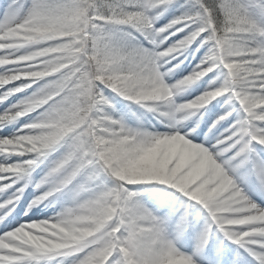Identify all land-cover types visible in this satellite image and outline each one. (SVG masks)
I'll use <instances>...</instances> for the list:
<instances>
[{
  "label": "snow or ice",
  "instance_id": "6c2138e0",
  "mask_svg": "<svg viewBox=\"0 0 264 264\" xmlns=\"http://www.w3.org/2000/svg\"><path fill=\"white\" fill-rule=\"evenodd\" d=\"M173 6L187 10L157 27L159 17ZM157 9L163 11L151 15ZM0 14V68L4 69L0 89H6L0 92V103L33 84L39 85L31 95L0 113V127L38 113L17 134L0 137V155L28 157L0 163V192L18 185L63 148L37 184V188L52 186L37 196L29 209L73 187L75 204L60 213L59 219L48 221L68 235L89 223L102 234L105 224L99 213L86 214L76 208L93 213L97 212L94 205L103 202L104 214L112 222L108 234L96 244L86 245L77 239L67 246L42 228L45 220L20 224L0 235V264H63L64 258L72 256L79 257L76 264H264V200L257 203L237 181V177L254 180L264 195V0H216L215 5L205 0H187L186 4L178 0H0ZM217 16L224 17L223 31L215 24ZM85 24L92 38V54L112 70L107 90L127 99H135L130 88L159 77L157 55L164 54L171 63L196 43L202 47L211 41L216 47L187 79L173 87L195 85L210 73L214 75L215 69H226L225 79L217 84L209 77L208 88L182 103L170 92L160 103L171 108L163 113L171 131L141 132L132 144H122L121 137L135 133L107 111L92 122L97 132L92 146L75 133L69 136L71 129L62 135L37 136L36 130L45 127L39 113L57 100L67 102L63 98L76 83L79 73L73 75L75 65L68 62L79 54L72 42L81 35L77 29ZM109 24L131 26L154 49L138 47L130 36L106 31L104 26ZM225 40L233 41L236 55L225 57L217 52ZM25 48L32 50L18 54ZM232 61L241 62L239 71H231ZM22 80L30 82L7 88ZM160 87L167 85L161 83ZM79 88L82 94L90 95L91 81L81 78ZM54 93L58 95L53 97ZM71 100L75 103V98ZM100 103L107 109L109 98L105 95ZM223 104L231 105L232 111L222 108ZM151 110L156 111V107ZM205 112L208 119L203 128L197 130L198 124L193 127L195 120L183 125L191 117L202 118ZM165 134L183 137L195 146L197 154L189 160L177 155L167 164L175 179L155 181L154 190L172 198L168 211L159 215L140 203L141 193L131 187L138 182L124 179L119 169L134 165L141 151ZM66 137L69 142L63 143ZM24 140L30 142L26 148L37 143L39 147L26 151L20 147ZM114 150L120 152L119 163L110 155ZM105 175L113 178L112 186L104 181ZM26 187H17L12 198L0 203V222L5 221ZM93 189L99 190V197L81 202L80 193ZM8 227L9 223H4V228ZM189 236L193 243L186 251L184 241Z\"/></svg>",
  "mask_w": 264,
  "mask_h": 264
},
{
  "label": "rangeland",
  "instance_id": "374dc122",
  "mask_svg": "<svg viewBox=\"0 0 264 264\" xmlns=\"http://www.w3.org/2000/svg\"><path fill=\"white\" fill-rule=\"evenodd\" d=\"M31 0H29V3ZM185 4L187 1L184 2ZM159 11H163V9H157ZM181 12L187 10L186 8H181ZM166 11H164L165 13ZM2 15V14H0ZM176 14L170 15L165 21L157 20V27L163 26L164 24H167L170 19H172ZM257 19H260V17H257ZM115 25H111V28H114ZM127 27L130 26H122L120 27L118 34L121 35H127L131 37L132 43L134 45H137L139 43V40L141 39V35L139 32H136V35L138 36V39L133 37L132 34L129 32V29ZM111 32L114 31L113 29H110ZM125 30L127 31L125 33ZM135 34V30L132 31ZM175 39V37H173ZM231 41V40H230ZM143 43V42H141ZM199 44V43H198ZM234 47V43L232 44ZM146 49H154V45L150 43L148 47H145ZM213 46L206 47L199 56H197V61L194 63L195 58L191 57L190 52L192 54H195L193 52L192 47L188 49L186 52H188V55H186V52L183 56L179 57L178 60H171V63H167L164 68L161 69V71H168V69H171L172 71L169 73L168 76L165 77V80L167 84H175L181 79L188 76L191 71L196 67L198 63H200L201 59H203L206 55L209 54V52L212 50ZM31 48H25L21 49L18 54H26L27 52L31 51ZM209 50V51H208ZM237 53L232 52L230 55H236ZM196 57V55H194ZM170 59V58H169ZM181 61H183L181 65ZM187 62V63H186ZM179 63V67H175L176 64ZM232 69L231 71H238L241 69L242 65L239 61H232ZM190 66H193L190 70H188ZM10 67H17V66H10ZM4 69L0 68V72H3ZM227 72L226 69L221 71V69H215L214 75L209 74V77H211V80H215L217 84H220L225 79V73ZM209 77H205L203 80L197 82V84L188 86L184 92L179 94L176 97L177 103L185 102L186 100H191L195 96H198L201 94V92L209 87ZM29 83L28 80H22L14 82L13 84H10L7 86V88H12L15 86H21L20 83ZM43 83V81L41 82ZM39 85L33 84L31 88L26 89L25 91L18 94V99L11 102V105L18 102L19 100L23 99L24 97L31 95L32 92H34ZM4 89L0 92H3ZM163 88H156V89H147L146 94L143 97V100L147 103L145 104H135L131 103L130 105L123 101L124 97L121 96L118 93H115L113 90H106L105 95L109 98L110 104L107 107V112L109 115L112 116L114 119L121 120L123 123L128 125L129 127L136 128L137 125L141 126L140 128L146 131H150V128L155 130V132H160V129L168 128L169 127V121L166 117L163 116L164 112L169 111V106L166 104L160 103L161 101H164L167 99V97L164 94ZM7 101V100H6ZM4 101V102H6ZM158 105V106H157ZM235 106L238 108V103L235 104ZM156 107V111H152L151 108ZM211 105H209V108ZM222 108H226L229 111H232V107L229 104H223L221 105ZM123 108V109H122ZM121 109L125 111V113L121 114ZM3 110H0V113H2ZM125 114V115H124ZM36 115L38 113L30 114L29 116H25L20 118L17 121L10 122L6 126L0 127V137H11L13 133H16L21 130L24 125L33 122ZM233 115L236 116L238 113L233 112ZM208 119V114L205 112L203 114V117H191L189 120L184 121L183 125L192 123L193 120H195L196 124L193 125V127H197V124H199V127H197V130L199 128L204 127L205 121ZM16 122V126L18 128L14 127V123ZM14 127L12 131H10V128ZM182 125V126H183ZM47 126H53V125H44ZM143 127V128H142ZM4 129V131H3ZM6 129V131H5ZM136 130V129H135ZM171 130V129H170ZM205 132H207V128L204 129ZM117 132L120 130L117 129ZM135 132V131H134ZM12 133V134H11ZM162 133V132H161ZM136 134V133H135ZM135 134L133 135H125L124 137L128 138L126 142H122V144H132L136 141ZM132 137L133 139H129ZM125 138V139H126ZM203 139V138H202ZM37 146L39 147V144L37 143ZM64 151L63 148H61L59 151L53 153L50 155L46 160H44L42 163H40L34 170H32L31 175L27 177L25 180L20 181L22 182L21 185H14L12 188L8 189L5 192L2 193L5 198H9L10 195L15 192L17 187H23L25 184H27V187L25 190L29 192H41V194L48 190L52 185L51 183L45 184L41 186L40 188H37V184L39 181L46 176L48 170L52 166L53 161L58 158L61 153ZM117 154H113V162L119 163L120 162V152L116 151ZM197 149L195 146L191 145L187 141L184 140L183 137L176 135H163L157 137L154 143L150 144L146 148H144L141 151L140 156L138 157V161L132 165L127 167H121L119 170L121 172V175L124 179H132L136 182H138L137 185L132 186V190L138 191L141 193V196L139 197L140 203L143 204L145 207H149L151 203H154L155 201L159 200L160 203H163V205H169L171 203V196L170 195H164L163 193L159 191H155L154 189L157 186L158 182L155 181H163L168 182L169 180L175 179V174L170 173L167 168V164L170 160L174 159L177 155L181 157L182 160H189L196 156ZM26 156H21L19 154H12L8 156L7 158L3 155H0V163H16L20 162L23 159H27ZM107 177L105 175L103 178ZM237 181L241 184V186L244 188L245 192L257 203H260L258 200V197H261L260 189L258 188L256 182L253 181H246L241 179L240 177H237ZM19 182V183H20ZM106 183L108 186H111L109 184V181L107 180ZM74 196V188L70 187L68 189H64L61 192L55 193L52 197L48 198L46 201V210L50 211L53 208H57L58 206L61 207H70L75 204V200L73 199ZM264 198V197H263ZM167 201L165 204L164 202ZM58 210V209H57ZM224 211H227L225 209ZM193 241L191 237L185 239L184 244L186 245L185 250L190 251L191 245ZM79 257L72 256L68 258L63 259V264H76ZM178 264H183V261L178 262Z\"/></svg>",
  "mask_w": 264,
  "mask_h": 264
},
{
  "label": "clouds",
  "instance_id": "9594fccd",
  "mask_svg": "<svg viewBox=\"0 0 264 264\" xmlns=\"http://www.w3.org/2000/svg\"><path fill=\"white\" fill-rule=\"evenodd\" d=\"M95 26H93L94 28ZM218 29L223 31L225 28V23L223 25L217 24ZM104 29L108 31L107 25L104 26ZM81 35L78 39L74 38L73 47L76 49L78 55L75 56L74 60H70L68 63L75 65L73 75L79 73V76L76 77V83L68 89L67 95L63 98L64 101L61 102L57 100L54 104H50L42 112L39 113V119L47 125L36 130L37 136H47V135H62L68 129H71L72 132L69 133V136L72 133L79 135L85 142L90 146L94 145L95 137L97 132L94 130L92 122L100 118L107 111L106 107L100 103L105 97V92L111 84V68L103 63L102 58H96L93 52L92 38L88 34V25L85 24L82 28L77 29ZM67 34V33H66ZM226 35V34H225ZM215 39V37H212ZM233 41L225 40L223 49H217V52L225 57L230 56L233 52L234 47L232 46ZM213 47H216L213 45ZM83 50L82 52L80 50ZM157 68L156 71L159 73V77L155 80H149L142 85L133 86L129 89V94L135 99H129L135 101L137 104H145L146 101L143 100L144 95L146 94L147 89H156L161 88V83L167 85L166 88H163L164 94L169 98V93L171 92L172 97H177L179 94L184 92L186 88H174L173 85L167 84L165 77L169 75L172 71H161L164 66L169 63L168 60L164 58V54H159L156 57ZM67 66V65H65ZM239 71V70H238ZM81 78H85L91 81V94L84 95L81 93L79 84ZM187 79V77H185ZM58 95V93H54ZM71 98H75V103L72 102ZM166 104V103H163ZM169 106L168 104H166ZM169 110H171L169 106ZM118 120V119H117ZM125 124V123H124ZM88 125V127H85ZM110 127V125H109ZM125 127L134 133L136 128L129 127L125 124ZM103 131L104 129H100ZM22 140L24 138H21ZM69 140L66 137L63 143H68ZM26 144H30L29 141L24 140L21 143L20 147L25 148V150H32V148L38 147L37 144H31L30 147H25ZM111 177H105L104 181L106 182ZM100 193L98 189H93L80 193L81 202L88 200H95L99 197ZM97 209V212L87 213L86 210L76 208L77 212L85 211L86 214L96 215L99 213L101 219L105 224V228L102 230V234L95 232L94 224L80 225L79 230L73 232L71 235L66 234L62 228L56 224L51 223L48 220H45L42 223V228L49 231V234L52 235L54 240H59L64 245H71L75 243L77 239H82L83 243L86 245L96 244L98 241L103 239L104 235L108 234V229L111 228V221L107 219L104 214L106 211V206L103 205H94ZM103 209V210H102ZM62 213V212H61ZM58 219L59 215L56 216ZM21 237L26 238L25 233H20Z\"/></svg>",
  "mask_w": 264,
  "mask_h": 264
},
{
  "label": "bare ground",
  "instance_id": "6f19581e",
  "mask_svg": "<svg viewBox=\"0 0 264 264\" xmlns=\"http://www.w3.org/2000/svg\"><path fill=\"white\" fill-rule=\"evenodd\" d=\"M21 85L22 84H25V83H20ZM3 89H0V91H2ZM6 89H4V91H5ZM18 94H15L14 96H11V97H9L8 98V100L6 101V102H3V103H0V110H5L6 108H8V107H10L11 106V102L12 101H14V100H17L18 99ZM14 127L15 128H18L17 126H16V122L14 123ZM14 127H13V125H12V127L10 128V131H12V129H14ZM3 131H4V129H3ZM5 131H6V129H5ZM12 134V133H11ZM16 133H13L12 134V136L13 135H15ZM24 192V191H23ZM39 196V195H38ZM34 197V199L37 197V196H33ZM46 203H43V204H39V205H36V206H34V207H32L31 209H30V211L25 215V217L23 218V220L21 221V222H25V223H27L28 222V220H30V219H35L34 221H40V220H50V219H53L54 217H56L57 215H59L60 213L57 211V212H55V213H50L51 215H52V218H48V215L44 212V210L42 209V208H44L43 206L45 205ZM35 210H37V212L36 213H34V215H33V212L35 211Z\"/></svg>",
  "mask_w": 264,
  "mask_h": 264
},
{
  "label": "trees",
  "instance_id": "16d2710c",
  "mask_svg": "<svg viewBox=\"0 0 264 264\" xmlns=\"http://www.w3.org/2000/svg\"><path fill=\"white\" fill-rule=\"evenodd\" d=\"M136 1H137V0H136ZM194 2H195V0H194ZM205 2L208 3V4H211V5H215L216 0H205ZM132 3H136L135 0H132ZM197 6H198V5H196V8H198ZM218 23L221 24V25H223V23H224V17H223V16H217V17H216V19H215V24L217 25ZM120 27H121V25H120ZM116 28H118V25H115L114 28H111V24L107 25V29H108V31H111L110 29H116ZM112 32H114V31H112ZM122 142H125V140H124L123 138H121V143H122ZM116 151H118V150H114L112 153H110L112 159L114 158V157H113V154H117ZM114 163H115V162H114ZM112 179H113V178H112Z\"/></svg>",
  "mask_w": 264,
  "mask_h": 264
}]
</instances>
